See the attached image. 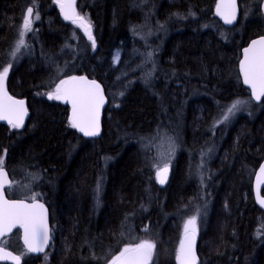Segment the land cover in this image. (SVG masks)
<instances>
[{
	"label": "trees",
	"instance_id": "trees-1",
	"mask_svg": "<svg viewBox=\"0 0 264 264\" xmlns=\"http://www.w3.org/2000/svg\"><path fill=\"white\" fill-rule=\"evenodd\" d=\"M262 1L239 0V20L227 28L217 0H77L93 47L57 0H0V71L11 64L8 91L30 113L22 129L0 124L7 195L39 193L52 231L45 257L22 264H108L141 240L156 245L151 264H178L192 216L198 264H249L245 250L264 244L252 185L264 161V99H251L239 62L264 36ZM29 7L39 18L13 57ZM83 74L109 100L98 139L70 127L68 106L47 95ZM239 99L247 106L229 113ZM165 153L174 162L160 187ZM20 240L8 241L13 252H22Z\"/></svg>",
	"mask_w": 264,
	"mask_h": 264
},
{
	"label": "snow or ice",
	"instance_id": "snow-or-ice-1",
	"mask_svg": "<svg viewBox=\"0 0 264 264\" xmlns=\"http://www.w3.org/2000/svg\"><path fill=\"white\" fill-rule=\"evenodd\" d=\"M57 2L64 13V18L78 24L95 47L91 24L84 16L76 12L75 0H57ZM32 13L33 9L29 7L27 16L23 19L19 38L11 53L13 57L22 47H26L24 36L26 32L31 31ZM217 14L223 18L226 24L233 23L237 15V0H219ZM36 18H39L38 15ZM10 67L11 64L3 67V70L0 71V121H7L12 128L17 129L23 126L28 112L23 100H17L7 92L6 80ZM240 70L244 83L249 85L252 90L253 97L256 100L264 97V37L252 41L251 45L244 49ZM47 95L49 99L62 100L71 104L70 127L77 129L85 136L99 135L100 109L105 98L101 86L95 80H88L83 76H70L67 79H61L56 84L55 90ZM241 103V101L233 103L228 112L232 113ZM169 154H171V148ZM167 171V166H165L157 172L161 184L166 180ZM261 183H264V165L260 167L257 176L258 188ZM6 185L11 188L12 181L9 180L4 169V157L0 156V237L8 235L14 228L19 227L23 229L26 252H43L50 237L47 209L37 199L39 193H33L29 197L31 203L25 200H9L5 197ZM259 202L264 206V198ZM196 234V217L192 216L184 224L183 236L176 250L175 258L178 264H197ZM6 246L7 241L0 240V260H11L13 264H20L21 256L8 251ZM155 247V243L151 240H141L135 244L125 245L119 254L111 257L108 264H151Z\"/></svg>",
	"mask_w": 264,
	"mask_h": 264
},
{
	"label": "water",
	"instance_id": "water-1",
	"mask_svg": "<svg viewBox=\"0 0 264 264\" xmlns=\"http://www.w3.org/2000/svg\"><path fill=\"white\" fill-rule=\"evenodd\" d=\"M218 2H219V0L217 1V4H218ZM58 5H59L60 13H61V16L63 17V19L66 20V21H71V20H67V19L64 18V13L61 11L60 4L58 3ZM31 8H32V7H31ZM75 8H76V12L78 13V10H77V0H75ZM32 9H33V8H32ZM33 12H34V9H33ZM263 13H264V2H263ZM32 14H33V13H32ZM215 15H216V17L219 19V21H220L225 27H227V28H232V27H234V26L237 24V22H238V20H239V16H240L239 0H237V15H236V20H234L233 23H231V24H226V23L224 22L223 18H222L220 15L217 14V5H216V7H215ZM26 16H27V13H26ZM261 37H264V36H261ZM261 37H258V38H256V39L251 40V41L249 42V44H248L245 48H248V47L251 45L252 41H254V40H258V39H260ZM245 48H244V49H245ZM244 49H243L242 52H241V59H240V62H241V60L244 58ZM240 62H239V75H240V79H241L242 85H243V86L249 91L250 96H251V99H252L255 103H261V102L263 101L264 97H262L260 100H256V99L253 97V95H252V90H251L250 86L244 83L243 74L241 73V70H240ZM76 76H77V77L83 76V77H86L88 80H95V79H92V78L88 77V76L85 75V74H83V75H76ZM95 81H96V80H95ZM96 82L101 86V89L103 90V94H104V98H105V102H104L103 106H102L101 109H100V133H99V135H97V136L89 137V136H85L83 133L79 132V131L76 129V131H77L82 137H84V138H89V139H98V138L101 136V134H102V132H103V118H104V111H105V109H106V108L108 107V105H109V100H108V98H107V96H106L105 89L103 88V86H102L98 81H96ZM6 89H7L8 94H9L10 96H12V95L10 94V92L8 91L7 80H6ZM12 97L15 98V99H17V100H23V101L25 102V107L27 108V100H25V99H18V98L14 97V96H12ZM62 102L70 108V116H71V110H72V106H71V104L68 103V102H65V101H62ZM27 112H28V115L25 117V119H24V124H23V126L20 127V128H23V127H25V125H26L27 119L29 118V115H30V113H29V111H28V108H27ZM0 124L6 125V126H10V125L7 123V121H0ZM262 165H264V161L262 162V164L260 165V167H261ZM260 167L257 169V171H256V173H255V175H254L252 185H253V193H254V197H255L256 204H257V206H258L260 209L264 210V206H262L261 203L259 202L260 199L264 198V196H263L264 183H261V184L259 185V188H258V186H257V176L259 175ZM5 171L7 172V174H8V178H9V180L11 181V178H10V176H9L8 171H7L6 169H5ZM170 176H171V172H170V171H167V177H166L165 182H164L163 184H161V183L159 182L160 187H166V185H167V183H168V181H169V179H170ZM7 189H9V188H8L7 185H6V186H5V197H6V199H9L8 196L6 195V190H7ZM9 200H16V199H9ZM25 201L28 202V203H31V201H27V200H25ZM39 202H40V203H43L44 206H45V208L47 209V223H48V227H49V237H50V238H49L48 245L44 248V251H43V252H29V253H30L31 255H33V256H40V255L44 254V253L49 249V247H50V243H51V227H50V221H49V218H50L49 209H48V207L46 206V204H45L44 202H42V201H40V200H39ZM17 229H20V230H21V234H22V243H23V245H24V242H23V229H21V228H19V227L14 228V229L12 230L11 233H9L8 235H6V236H4V237H7V236L11 235V234H12L15 230H17ZM4 237H0V240H2ZM198 241H199V240H198V235L196 234L195 252H196V256H197V264H198V261H199L198 253H197ZM24 247H25V245H24ZM25 249H26V248H25ZM7 250H8V249H7ZM8 251H10V250H8ZM10 252H12V251H10ZM12 253H13L14 255H18V254H15L14 252H12ZM0 264H13V262H12L11 260H0ZM20 264H22V259L20 260Z\"/></svg>",
	"mask_w": 264,
	"mask_h": 264
},
{
	"label": "rangeland",
	"instance_id": "rangeland-1",
	"mask_svg": "<svg viewBox=\"0 0 264 264\" xmlns=\"http://www.w3.org/2000/svg\"><path fill=\"white\" fill-rule=\"evenodd\" d=\"M37 16L35 15V12L33 13V15H32V24H31V30L32 29H34V26H35V23L38 21V19L36 18ZM76 26H78V24H76ZM79 27V26H78ZM28 32H30V31H28ZM28 32H26L25 33V36H24V40L26 41V34L28 33ZM14 48H15V45H14ZM24 48L25 47H22L21 49H20V51L19 52H17L16 53V55L15 56H17L18 54H20L23 50H24ZM14 50V49H13ZM13 60V59H12ZM14 60H16V58H14ZM237 101H241L242 103L241 104H239L238 106H237V108L235 109V111H239V110H242L243 108H244V105L245 106H247V104H246V100H237ZM236 102V101H235ZM234 102V103H235ZM234 114L235 113H233V116H234ZM167 148V147H166ZM169 149V148H168ZM163 158L165 159V160H167V162H165V163H163L162 165H161V167H160V169H162V168H164L165 166H167V169L168 170H170V165H171V163H173L174 162V156H171V159H170V161H169V158H170V156H169V154L168 153H165L164 155H163ZM196 227H198L197 226V222H196ZM248 249H249V251L246 253V250H245V252H244V254H243V257H244V260L245 261H247L248 260V262H249V264H260L261 262H262V264H264V244H260V245H258V246H256V247H248Z\"/></svg>",
	"mask_w": 264,
	"mask_h": 264
},
{
	"label": "flooded vegetation",
	"instance_id": "flooded-vegetation-1",
	"mask_svg": "<svg viewBox=\"0 0 264 264\" xmlns=\"http://www.w3.org/2000/svg\"><path fill=\"white\" fill-rule=\"evenodd\" d=\"M218 1V0H217ZM263 2H264V0L262 1V11H263ZM217 5V4H216ZM59 6V5H58ZM33 8V7H32ZM34 9V8H33ZM77 10H78V8H77ZM35 12V11H34ZM33 12V13H34ZM27 13V12H26ZM59 13H60V9H59ZM264 14V13H263ZM33 15V14H32ZM60 15H61V13H60ZM62 17V16H61ZM62 19H63V17H62ZM86 19V18H85ZM31 20H32V16H31ZM64 20V19H63ZM87 20V19H86ZM65 22H67V23H71V24H73L74 26H76V24L75 23H73L72 21H66V20H64ZM77 28H79V29H81L82 30V32L86 35V33L84 32V30L82 29V28H80V27H78V26H76ZM91 29H92V36H93V28H92V26H91ZM86 37L88 38V36L86 35ZM91 41V40H90ZM7 81H8V77H7ZM248 91V90H247ZM249 92V91H248ZM250 94V93H249ZM62 101V100H61ZM67 106V105H66ZM28 108V107H27ZM69 108V107H68ZM70 109V108H69ZM29 111V110H28ZM30 116V115H29ZM28 120V119H27ZM27 123V122H26ZM26 126V125H25ZM24 128V127H23ZM18 129H22V128H18ZM5 169V168H4ZM12 181V180H11ZM10 189V188H9ZM9 189H7L6 190V195H7V191L9 190ZM8 196V195H7ZM263 196H264V191H263ZM8 198L9 199H12V198H10L9 196H8ZM17 200V199H16ZM22 200H27V201H31V200H28V199H22ZM39 200V199H38ZM41 201V200H40ZM43 202V201H42ZM50 213V212H49ZM49 221H50V218H49ZM14 235H19L20 236V243H21V245H20V248H21V250H22V252H15L14 251V253L15 254H18V255H20L21 256V259H22V263H23V261L26 259V257H27V255H30V256H33V255H31L29 252H26V249H25V247H24V245H23V243H22V234H21V230L20 229H17V230H15L11 235H9V236H7V237H4L2 240H6L7 241V249L8 250H10V251H12L13 252V250H11L10 248H9V246H8V241L14 236ZM51 242H52V231H51ZM50 246H51V243H50ZM49 249H50V247H49ZM48 251V250H47ZM46 251V252H47ZM46 252L44 253V254H42V255H40V257H45V255H46ZM23 253V254H22Z\"/></svg>",
	"mask_w": 264,
	"mask_h": 264
}]
</instances>
